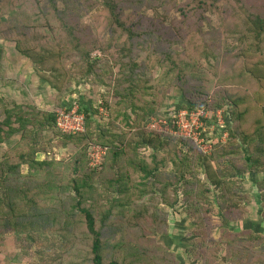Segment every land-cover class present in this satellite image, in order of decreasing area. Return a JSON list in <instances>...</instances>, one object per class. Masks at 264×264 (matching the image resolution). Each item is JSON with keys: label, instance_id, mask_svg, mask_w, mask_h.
Wrapping results in <instances>:
<instances>
[{"label": "rangeland", "instance_id": "1", "mask_svg": "<svg viewBox=\"0 0 264 264\" xmlns=\"http://www.w3.org/2000/svg\"><path fill=\"white\" fill-rule=\"evenodd\" d=\"M79 1L56 0L54 4L53 0H0V16H10L11 11L14 14L9 22H0V99L4 103L18 104L24 111L56 114L71 107L90 109L94 105L99 106L96 121L110 122L117 117L106 106L117 104L113 86L126 69L125 65L135 62L144 83L148 81L145 100L154 102L161 116L145 121L147 130L170 132L178 137V131L171 129V125H168L170 131H165L166 127L160 120L176 115L183 122L185 115H178L183 111H203L208 115L204 121L202 119L200 129H187L192 130V135L197 132L195 139L184 138L191 142L163 136L165 149L158 153V158H165L167 162L185 159L191 166L190 171L186 170L191 181L181 190L180 198L184 201L180 200L171 207H158L156 216L149 218V221H154V226L150 231L146 230L144 236L135 232L132 221L135 209L132 207L149 205L152 208L155 204H151L147 196L136 200L131 208L116 207L109 214L112 199L118 197L103 183L107 177L105 173H109L108 166L105 167L109 165V155L102 160L100 170H93L97 174L88 180L89 187L83 189L81 207L91 209L97 218L106 262L263 264L264 201L261 196L264 191L261 188L264 187V173L238 172L227 179L226 183L237 191V196L230 203L243 200L240 211L234 215L222 212L231 216H227L230 223L226 226L215 206V213L207 224L198 227V210L209 207L206 202H216V193L213 196L205 194L203 200L207 201L204 204L199 201L198 192L208 188L214 190L201 168L200 158L212 156L220 145L235 152L240 140L235 141L237 137L231 135L232 127L236 125L233 121L234 107L191 110L188 101L204 100L217 91L222 68L226 64L223 55L229 47H234L233 40L225 41V32L230 29L227 23L234 21L241 11L259 13L264 18V0H117L122 6L124 26L139 34L133 40L126 28L110 23L102 15L103 0ZM58 10L65 13L60 15ZM15 25L31 36L43 33L45 41L62 45L67 71L63 76L47 75L57 89L50 81L43 80L32 61L18 54L15 43L8 41L16 36ZM88 54L93 62L92 73H89L90 63L86 60ZM127 112L135 120L131 110ZM218 112L222 125L217 123ZM252 118L245 123V129L250 128L248 125L257 116ZM115 129L119 134L127 133V138L135 132L125 125L123 118L117 120ZM27 141L20 143L21 134H17L0 145V162L8 157L10 151L17 149L20 152ZM39 145L42 150L37 154V160L48 161L52 165L39 169L22 166L18 180L15 178L13 183L28 184L31 195L36 198L39 208L41 206L37 218L44 223V230L33 235L21 232L1 235L0 264H92L91 240L80 208L74 210L69 216V224L65 225L67 215L64 207L73 206L74 202L73 182H81L88 169L81 167L78 172L74 171L77 166L74 162L83 153V148L72 143L64 144L63 139L49 130L43 132ZM93 146L95 144L91 148ZM152 154V150L141 149L138 157L151 163ZM239 156L237 164L241 167L245 155H235L234 158L237 160ZM123 164H127L126 156ZM228 166L221 167L231 172L232 165ZM166 168L171 170L172 165ZM133 177V184L138 186L143 175L135 172ZM106 214H109L107 221L102 225L101 217ZM195 223L196 232L210 231L211 235L206 240L194 234ZM247 247L248 257H245L243 254L247 253L244 251Z\"/></svg>", "mask_w": 264, "mask_h": 264}, {"label": "trees", "instance_id": "2", "mask_svg": "<svg viewBox=\"0 0 264 264\" xmlns=\"http://www.w3.org/2000/svg\"><path fill=\"white\" fill-rule=\"evenodd\" d=\"M53 3L55 4L56 0H53ZM121 8L122 6L117 0H103L102 15L110 23H117L122 28H126L130 33L131 40L138 38V33H135L131 27L124 26ZM58 13L63 15L65 12L58 10ZM11 15H14L13 11L10 12V16L7 14L0 16V22H9ZM233 20L227 23L230 29L225 32V41L228 43L233 40L234 47H229L223 55L226 64L222 68L223 75L221 82L218 83L217 91L204 100L199 98V101H188L191 110L199 108L218 110L225 106L234 107L233 121L236 125L234 128L232 127L231 135L237 137L235 141L240 140V143L236 144L235 152L229 150L227 146L220 145L212 156L205 155L204 158H200L201 168L206 173L207 180L214 190L208 188L198 192L199 201L204 204L207 201L203 200L205 194L213 196V193H216V205L211 201L210 203L206 202L209 207L198 210L199 214L196 219L198 227L207 224L209 217L215 213V206L220 210L226 226L230 223L227 216H231H226L222 212L227 211L234 215L240 211V204L243 203V200L239 199L236 203H230L237 196V191H233V188L226 183L227 179L234 177L238 172L241 174L264 173V18L259 13L241 11ZM14 30L16 36L8 41L15 43L18 54L32 61L43 80L50 81L57 89L47 75H64L66 67L63 62L62 45L45 41L42 38L43 33L31 36L25 29H21L17 25L14 26ZM86 60L90 63L89 73H92L93 62H91L89 54ZM125 68L113 86L117 104H106L112 112L111 114H115L117 117L105 123L96 121L99 115V106L92 105L90 109L80 107V112L85 115V130L78 134L63 133L58 128L55 112L24 111L22 106L15 103L9 105L0 99V118L4 117L0 122V145L11 140L17 134H21L20 143L28 140L25 148L20 152L17 149L10 151L8 157L6 156L0 162V236L10 232L33 235L36 231L44 230V223L37 218L40 215L41 206L39 208L36 198L31 195L28 184L13 183V180L15 178L18 180L22 166L39 169L52 165L51 162L39 161L36 158L42 150L39 147L40 138L46 130L54 132L57 137L64 140L66 145L72 143L76 147L83 148V153L79 154L74 162L77 165L74 171L78 172L81 167H88V169L81 182H73L74 202L73 206L64 207V212L67 215L65 225L69 224V216L74 210L80 208V212L84 215L88 238L91 240L92 264H124L116 260L106 262L103 255L102 230L98 228L97 218L91 209L81 207L83 205V189L89 187L88 180L97 174L89 168V149L93 144L107 148V155H109V165H105V167L108 166L106 168L109 173H105L107 177L103 183L108 185V191L118 195L111 201L112 206L109 209V214L116 207L131 208L136 200L140 201L147 196L149 200L151 199V204H155V207L152 208L149 205L132 207L135 209L132 216L135 225L133 226L138 236H144L146 230L150 231L151 226H154V221L152 219L149 221V218L156 216L159 206L171 207L180 200H185L181 199L180 195L181 190H184V185L187 186L191 181L187 178V172L190 171L191 166L181 158L168 160V163L165 158L159 159L158 153L165 149L162 142L163 136H171L185 142L189 140L146 129L145 121H151L161 116L155 103L145 100L148 97L146 96L147 89H149L146 86L148 81L144 83L142 75L138 73L137 64L133 62L128 66L125 65ZM122 110L125 112L121 113ZM128 110H131L135 115V120L128 114ZM255 116L257 119L248 125L249 129H245V123L249 122L250 117L254 119ZM121 118L127 127L134 129L135 132L132 135L129 134L131 137L127 138V133L119 134L115 129L117 120ZM168 120L171 127L176 128L174 119L169 117ZM141 149L153 151L151 163L145 158H139ZM243 154L245 155L244 164L239 167L237 163L240 161V156L237 160L234 156ZM125 156L127 164L124 165ZM121 160L122 162H120ZM220 161L222 162L220 163ZM82 163H84L83 166ZM169 164L172 165L171 170L166 168ZM230 164L232 165L230 166L232 167L231 172L221 167H229ZM186 170L188 171L186 172ZM135 172H140L143 175L142 182L138 186L133 184V173ZM263 183L260 182L261 187ZM90 189L93 190V187L90 186ZM261 189L264 191V187ZM261 197L264 201V192ZM229 203L233 206H230ZM109 214L101 217L102 225L107 221ZM195 225L193 231L194 234L199 235L198 237L206 240L211 235L209 230L196 232L197 224L195 223ZM254 239L258 240L259 238ZM262 250L264 251V247ZM244 251L247 253L243 255L248 257L249 248L247 247V250Z\"/></svg>", "mask_w": 264, "mask_h": 264}, {"label": "built area", "instance_id": "3", "mask_svg": "<svg viewBox=\"0 0 264 264\" xmlns=\"http://www.w3.org/2000/svg\"><path fill=\"white\" fill-rule=\"evenodd\" d=\"M191 113V114H190ZM218 118L217 123L222 125V118L220 116V112H218ZM180 114V117L184 116L183 123L181 118L179 120L178 116H171L174 119L176 128L171 127L179 137L183 138H197V132L192 135V130L187 131V129L190 127L191 129H200L201 126H203V121L205 118L208 117V115L203 112L199 111L197 113L194 112H187L183 111L178 113ZM203 119V121H202ZM156 122V120H154ZM219 121V122H218ZM57 123L58 128L65 134H78L82 133L85 130V115L80 112V106L78 107H71L70 109H64L60 113L57 114ZM159 123V122H158ZM161 124H164L165 131H170V123L169 120H160ZM154 124V122H153ZM169 125V126H168ZM153 127V126H152ZM155 128V127H154ZM170 134V132H169ZM92 149L94 150V153L92 154ZM91 153L89 154V160H90V167L92 170H99L102 165V160L107 155V148L101 147L99 145H95L91 148Z\"/></svg>", "mask_w": 264, "mask_h": 264}]
</instances>
